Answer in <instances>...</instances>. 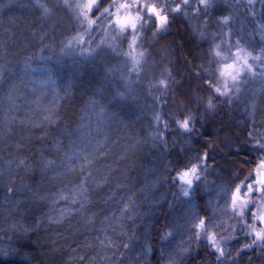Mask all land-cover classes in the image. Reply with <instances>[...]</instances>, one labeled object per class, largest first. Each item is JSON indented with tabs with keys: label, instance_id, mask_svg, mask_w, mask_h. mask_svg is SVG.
<instances>
[{
	"label": "trees",
	"instance_id": "obj_1",
	"mask_svg": "<svg viewBox=\"0 0 264 264\" xmlns=\"http://www.w3.org/2000/svg\"><path fill=\"white\" fill-rule=\"evenodd\" d=\"M225 1L227 2L225 10L229 9L231 11L235 6V8H238L246 16L245 22L247 20L246 23L252 24L250 13H247L251 5L247 3V0H240V3L238 4L235 0ZM105 3H107V0H100V7H103ZM160 3L162 7L169 10L170 15H173L170 12V7L175 3V0H160ZM225 10L221 9L211 15L209 14L210 22L207 25L217 22L216 16L222 15ZM17 13L18 12L16 11L11 13L8 9L3 13L2 19L4 25L3 28L7 27L11 32L14 42H18V45H16L17 47H15L18 54L21 48L20 42H24L25 39L23 37L29 32L31 33L34 31L26 30V28L31 22H33V19H35L36 16L33 12H30V15H26V17H24L26 20L22 22L21 17H19ZM20 13L25 14L24 11H21ZM52 16L58 18L54 23L57 24V27L63 20H69L67 15L64 16L65 18L58 17L60 15H56L55 13ZM194 17L195 21L202 25V20L200 18L197 19L196 16ZM148 19L149 23L141 29L143 30V35L139 38L136 50L133 45L132 47H128L130 44L131 33H126L118 35L116 41L113 42L112 47H109L108 44H102V46L97 48L92 56L89 57L94 66L99 64L105 66V76L103 74L99 76L94 67H90L88 71H85L81 68L74 67L69 61L52 59L47 61H49V66L52 70H56L57 76L54 79V83L57 85L56 94H52V97L49 95H42L38 92H29L28 90L24 92L26 100L31 101L32 99H35L44 105L45 109L43 116L51 113L54 116L60 117L57 124L47 126V130L53 135H58L56 131L58 127L67 126L70 128H76L77 125L83 124L84 133L87 136L90 137L91 134L93 137H99V144L106 149V153L99 157L96 167H100L104 172H107L108 167L111 166V169L113 170L109 177L111 184L106 186L104 190L95 197L93 204L90 205V211L97 214L96 220L98 221L96 222H99L98 224L84 225L81 227L79 216L74 215L65 219L66 223L64 225H52L51 227L46 226L39 229L32 228L33 230L27 233V239L24 241L25 248H30L43 254L47 258V264H65V261L68 260L70 255H76V253L70 251L72 248H76L77 253L84 255L86 259L95 256L98 260L99 254L107 255L113 260V262L110 263L114 264H119L120 262H125L127 264L135 263L138 261L139 256H141L142 259L145 258L148 260V264H163L164 260H157L159 250L164 247L165 243V238L162 239L161 234L165 226L169 224L172 219L181 216L177 206L179 198L175 193L180 189V182L178 179L173 181L172 177L175 176L176 172L184 166L175 163L169 153H162L161 155L154 154L160 157L159 159H155L147 153L142 146L135 143L134 137L139 135L137 125L142 122L139 113L142 111L137 110L134 105L130 104V102L125 103L119 100V97L117 96L113 99L107 98V95L110 93L106 91V87L108 86L107 81L113 75H111L107 69L113 67L114 61L108 62L105 59V56L108 55L115 59L113 52L120 53L118 57L122 59V56H125L123 53L127 51L131 56L135 57V60L142 58L143 56H141L140 53L144 52L145 55L148 54L151 58L157 61V63L163 64L164 66L167 65L166 70L170 68L171 76H175L174 79L169 80L170 83L167 89L156 88V90H153V96L144 93L142 94L141 99L150 102L151 99H155V95H163L165 98H168L167 100L171 103L170 106H167L168 101L166 100L165 106L156 107L157 112H159L163 121L168 123V127H165L162 122H156L154 119L155 123L153 132L159 136L160 133L163 132L164 135L169 134L183 141H186L187 139L191 140L190 143H186L190 145L189 147L193 150L189 153V161H192L194 157L201 155V149H207L208 160L206 161V165L214 166L215 170L212 171L211 168H209V170L205 172V176L202 177L201 181L194 186L192 197H194L196 201V206L198 203L199 206L203 205L200 206V209H203L204 206V209H207V192L210 193L212 185H214L216 181L219 184L222 182L227 183V185L233 189L236 183L243 181L244 186L246 187L248 182L255 178L254 173L253 175H249V173L255 165H253L252 162L254 160L257 161L261 155V153H259L260 150L252 146L254 140H264V78H258V82L254 85V88L245 87L242 91L244 92L249 88L256 91L257 93L254 95L256 99L254 102L253 99H249V95L238 93L234 98V104L232 106L225 103V105H222L212 114L203 112L205 115L198 118V124L194 128L192 134L195 135L194 137L189 134L181 135L172 120V115L175 114L174 107L179 111L178 108H182L184 105V101L181 99L182 89L192 93L194 106L195 99L199 100L202 98L203 93L200 92V87L206 77L201 68L202 58L199 53L204 50L203 48H198L195 55H192V50L185 48V38L183 33L185 31H190V29H188L189 27L185 25L184 22L185 27L183 29L179 28L177 20H181L180 16L174 15L170 24L165 25L162 31L155 35L152 34L155 20L153 18ZM100 21L97 23L100 24ZM223 30L224 26L222 29L211 31L222 34ZM193 31L194 30L191 31V34L193 37L197 38L199 44L200 40L203 39L198 38L197 33ZM55 32H60V30H55ZM238 32H242V30H237V33ZM231 34H235V32L231 31ZM73 35H75V31ZM147 37L152 40L150 41L149 48L145 47V41L148 39ZM161 38L166 39L161 40ZM214 39H220V35H217L215 38L213 37V40ZM45 40L52 41L54 38L46 36ZM108 40L111 41V36L108 37ZM32 43L34 46L35 44L38 46L41 45L40 42ZM5 45L12 48V52L15 51L10 43L9 45ZM113 47L115 48V51H113ZM261 48H264V43L260 45L257 50ZM183 49L187 50L188 53L183 51ZM132 52L134 53L132 54ZM125 57L129 58V56ZM160 69H162L161 66ZM16 72L17 71H15V73ZM184 72L188 73V76L185 78H183ZM4 77L7 78V74H4ZM11 77L14 78V75L12 74ZM11 77L10 79H12ZM157 77L162 78V75H154V79L151 80L149 75L144 74L141 76V79L147 83L156 80ZM115 78L116 77L113 76L111 79ZM14 79L17 81V78ZM2 84L3 82H0V87H2ZM119 87L125 88L122 80L119 82ZM224 107L227 108L225 111L222 110ZM101 108H104L105 110V114L101 115L104 117V120H106L105 122H102L94 115V113L100 111ZM114 109H123V111L117 113ZM20 114L31 120H40L43 117L32 116L26 110ZM224 115L227 119H222ZM235 115L243 116L242 118L245 119L244 126L236 127L234 125V122H232L231 119L232 116L234 117ZM105 117H107L109 121H107ZM121 118L125 121L119 122V119ZM258 118H261L263 123L256 125V122L254 121ZM30 131L32 133V139L30 141H23L25 143V148L22 150L16 149L14 153H11L13 157L20 155H35L37 150L41 149L42 145L45 146V151H47L46 146L49 141L36 140L35 137L40 135V130L31 129L28 125H21L20 128H16L12 131L11 139L16 143L21 140V137L28 136ZM107 137L117 140L116 144H118L119 148L122 147V149L111 151V147L107 145ZM149 161L169 164V167L166 171L159 172L151 167ZM238 161H244L248 165V168L239 171L242 172V175L240 176L235 174L233 170L234 163ZM216 167H220L221 170L225 169L226 172L220 173L216 170ZM184 170H187V168L184 167ZM239 172L236 173L239 174ZM123 176H127L128 178L124 181L128 187L124 189L117 188L116 178L119 177L123 179ZM37 177H39L38 180ZM40 179L41 176L38 171L25 176V181L30 184H35ZM173 182L177 184L176 188L171 187ZM18 183L19 177L17 175V181L15 184ZM65 183H67V181H65ZM161 183L166 186L162 191L169 193L174 190V201H172L173 195L170 194L166 197L168 200L167 204H165L164 201L154 205L147 203L145 199L146 197L150 196L155 199L158 196L156 193L160 188ZM153 184L154 186H151ZM142 188L144 189L143 192L140 191ZM110 193H114V195H111V199L108 200L107 203H104V199ZM133 193H135L134 198L136 201L134 208L145 203V212H143V223L145 227L137 229H131V221L127 219L126 215L121 216L120 213L123 204L128 198L133 197ZM27 195V193H21L20 205L16 206V211H9L10 218L13 219V221H23L22 217H24V215L22 210L27 204L30 205V208L33 207L40 210L39 208L41 204L39 202L25 200V196ZM161 204H164L163 208L160 207ZM74 206L78 207V205ZM200 209L199 211L201 214ZM37 215L40 216L42 214ZM105 216L109 217L108 221L104 220ZM26 217L28 218V216ZM233 219L238 220L239 218L234 217L233 215ZM246 219L248 222H251L250 213L246 216ZM231 222L232 220L230 223ZM21 223L24 224V222ZM69 224L79 230L74 231L73 227H69ZM103 229H106V231ZM225 231L228 235V232L231 231V229ZM220 235L223 234L220 233ZM247 235L244 226L238 225L233 239L221 242L224 247L231 242L230 245L232 248L230 254L238 256L241 262H243L245 256L252 255V257H254L252 264H261V261H257V259L262 256L261 254L264 253V249L259 246H256L255 249L250 251L243 248V245L246 244V238L247 241L249 240V236ZM88 238H90L89 241L93 243V248L85 249L78 247L79 245L85 244ZM108 238H111L113 247L116 250L115 254H109L105 250H98L101 248L99 240H104L105 246H107ZM53 241H55V243H53ZM239 242H241V244H239ZM124 243H127L128 247H124ZM0 246L2 248L9 246L12 248H18L19 241L15 240L14 237L12 241H0ZM195 246H197V251L194 250L193 254L196 258L188 256L187 260H184L182 264H217L216 256L218 254L215 252V249L211 248L210 243L203 234L199 240H196ZM53 249L59 250L53 251ZM227 253L229 252L227 251ZM20 260L21 257L19 256L0 257V264H20ZM101 264H108L107 260L101 262Z\"/></svg>",
	"mask_w": 264,
	"mask_h": 264
},
{
	"label": "clouds",
	"instance_id": "obj_2",
	"mask_svg": "<svg viewBox=\"0 0 264 264\" xmlns=\"http://www.w3.org/2000/svg\"><path fill=\"white\" fill-rule=\"evenodd\" d=\"M206 2L207 0H175V3L170 7V12L173 15H170L169 10L161 6L160 0H107V3H105L103 7H100V0H59V3L51 4V6L48 5V7L53 10H63L69 19L70 26L75 25V35L66 36L64 40L60 41V53L70 57V62L74 67L81 68L85 71H88L90 67H94L99 76L101 74L105 76V66L103 64L94 66L89 59L102 44H108L109 47H112L118 35L131 33L128 47H132V45L136 44L139 40L140 36L143 35L141 29L149 23L148 18H153L155 20V25L152 28L153 35L161 32L165 25H169L174 15L181 16L178 14L196 16L207 25L210 22V18L209 13L206 14ZM40 3H44V0H40ZM92 3L96 4L97 9H99L98 11L88 10V6ZM77 5H84L85 10L82 11ZM85 11H87V15H85ZM42 15L44 16L43 10ZM52 15H54V12ZM50 16L44 17L49 18ZM101 16H103V20L98 24L97 22ZM225 16L228 15H217L216 19L219 24H224V30L222 34H218L215 31L212 32L214 38L220 35V39H214L211 44L206 40H200L198 44L197 38L192 36V30L190 28H188L190 31H185L183 33L185 48L192 50V55H195L198 48H210V56L216 60V65L212 72L209 73V77L203 80V84L200 87V92L203 93L202 98L199 100L195 99V106L192 93L184 91L183 89L181 90V99L184 101V105L182 108H178L179 111H176L175 114L172 115L173 123L181 135L193 134L194 128L199 121L198 114L203 112L212 114L222 105H225V103L232 106L234 104V98L238 93L243 91V86L248 83L250 78H264V53H261L260 49L257 51L250 50L242 45L239 39H235L233 43L230 40L232 35L231 30L227 27L228 24L222 19ZM177 25L180 29L185 27L181 20H177ZM201 35L203 34L201 33ZM109 36H111V41L108 40ZM164 39L166 38H161V40ZM222 43L228 45L229 54L226 55L224 51H222ZM113 51H115L114 47ZM183 51L188 53L187 50L183 49ZM217 52H220L221 55H217ZM123 54L129 56L133 62L131 66L127 68L126 75L121 73L120 76H116L113 69H108V72H112L113 76L116 78L107 81L108 86L106 87V91H114L117 97L126 102H130L131 105H134L135 108L138 109V101L142 98L145 84V81L141 79L140 75L142 68L139 62L135 60V57L131 56L129 52L125 51ZM117 55H120V53H117ZM140 55L144 56L145 53L141 52ZM133 73H135L134 77L132 75ZM167 76H171L170 68L166 70L165 77H157L156 80L147 82V95L153 96V90L156 88L167 89L170 83ZM121 80L125 85L124 91L119 90V82ZM161 81H164V83H161ZM132 84L138 85V93H133V89L130 86ZM117 93H122L123 96H119ZM130 93H133L131 99H127ZM154 98L157 103L162 102L160 95H155ZM154 119L156 122H162L165 127H168V123L163 121L159 112L156 113ZM185 121L187 122V127H183V122ZM150 135L153 138L156 137L155 132L150 133ZM194 136L195 135H192V137ZM159 139L160 141L164 140L163 132L160 133ZM259 145H264V140L255 139L252 146L260 150L259 153H261V155L249 173V175L255 174V178L253 179L255 182L251 185V190L245 191L243 198L239 195H235L234 191L231 192L224 206L227 213L230 215L228 219L223 221L222 227L216 225L210 226L211 222L209 217L200 214L199 219L194 222V225H198L200 220L205 219L208 220V224L205 229L195 227L194 225L192 226L197 233V240H199L203 234L211 244L213 241L208 239L209 232L214 235L217 244H220L221 241L229 237L228 240H231L235 236L238 225L244 226L248 236L251 237L250 243H252L253 239L259 243L260 237L255 235L256 232L264 236V226L257 228V221L254 217L251 218V222H248L243 215L249 203H255L256 208L264 212V194L260 192L261 185H264V150H262ZM172 156L175 158V163L180 158L176 152H173ZM199 157V160L194 157L192 161H185L181 164L186 167L187 170L192 169V166L196 165L195 170L190 172L191 183L187 185L191 191L194 189V186L201 181L202 177L205 176V172H207L209 168H211L212 171L215 170L212 165L205 166L208 160L206 148L201 149V155H199ZM184 167H181L176 172L175 176L172 177L173 181L178 179L180 185L185 183V181L179 179V173L187 171L184 170ZM241 182L236 183L233 190L238 185L245 187ZM171 187L176 188L177 184L173 182ZM247 187L248 186H246V188ZM163 188L164 185L161 183L156 194L159 195ZM252 191L256 192V196H252ZM172 195H175V193H172ZM164 203L167 204L168 200L165 199ZM160 207L163 208L164 204H161ZM256 208H253V212L256 211ZM232 214L239 219H233ZM229 220H232V222L230 223ZM22 228H25V226L19 220L14 222L0 221V241H12L14 237L15 240L19 241L18 248H12L10 246L3 247L7 250L8 254L0 255V257L19 256L21 257L20 264H47V258L43 254L33 249L25 248L24 241L27 239V233L31 230L24 233L21 231ZM227 229H231L227 236L220 235L221 232ZM257 243H252V246L257 245Z\"/></svg>",
	"mask_w": 264,
	"mask_h": 264
},
{
	"label": "snow or ice",
	"instance_id": "obj_3",
	"mask_svg": "<svg viewBox=\"0 0 264 264\" xmlns=\"http://www.w3.org/2000/svg\"><path fill=\"white\" fill-rule=\"evenodd\" d=\"M215 0H207L205 4L206 14L209 13L212 8ZM238 4L240 0H235ZM254 0H247V3L251 5ZM264 3V0H261ZM34 5L43 10L44 16H50L53 14L54 10L49 8L48 5L53 3V0H48V3H40V0H33ZM56 3H59V0H56ZM81 8L82 11L85 10L84 5H77ZM89 11L97 10V6L95 3H92L88 6ZM254 14V13H253ZM85 15H87V11H85ZM226 24H229L231 17L225 16L222 18ZM221 27L224 24H220ZM262 30V38H264V24L260 25ZM43 38V37H42ZM261 53H264V48L260 49ZM217 55H221L220 52H217ZM111 71V70H109ZM4 78V69L0 66V80ZM164 83V81H161ZM14 89H8L7 101L15 106L14 101ZM119 96H123L122 93H117ZM3 101H0V107H2ZM11 111V109H9ZM102 114H105L104 108H101L98 113H96L97 117H100ZM60 120V117L54 116L53 114H49L43 116L40 120H21L19 123L21 125H28L31 129H39L40 135L36 136L35 139L38 141H49L47 147V151H45V146L42 145L41 149H38L35 155H20L17 157H13L12 159L7 160L5 163L7 164L9 169H12L13 166L16 171L22 170L24 176L20 177L19 185L15 184V177H12L10 182L7 184L3 179V167H0V188H4L6 193L11 194V198H15L18 193H27L25 196V200L30 202H39V201H48L52 208H55L56 204L59 201H70V205H78V207H64L59 210L58 215H52V210L50 209L49 213L44 214L42 217H38L35 221V227L37 229L42 227H51L52 225H63L65 219L71 216H79L80 226L90 225L93 221L97 219V214L95 212L90 211V205L93 204V201L97 195L100 194L104 190L106 186L111 184L109 177L112 174L111 166L108 167L107 172H104L102 168L96 167L97 161L100 156L105 155L103 152L99 150L97 147L92 151H89L90 140L88 136L84 133V125H77L76 128H70L67 126L58 127L56 129L58 135H53L50 131L47 130L48 125H55ZM15 119H3L0 118V141H3L6 134L10 135L12 133L13 127L16 125ZM43 125V127H42ZM187 122H183V127H187ZM32 139V133L29 132L28 136L21 137L20 141H17L14 144V147L17 150H22L25 148V143L23 141H30ZM262 150H264V145H259ZM197 160L200 159L199 156L196 157ZM207 166V165H205ZM196 165L192 166V169L183 171L179 173V179L181 181H185L184 184L180 185V196L185 198L191 195V189L187 186L191 183L190 172L194 171ZM39 172L41 179L35 184H30L25 181V176L31 174L33 172ZM128 178L127 176H123V179L117 177L116 187L120 189H124L128 187V185L124 182ZM67 181V183H65ZM255 181L252 180L248 182L247 188L243 186H236L233 190L235 195H239L241 198L244 197V193L247 190H251V185ZM244 184V182H241ZM151 186H154L151 185ZM150 186V187H151ZM141 192L144 189H140ZM260 192L264 194V185H261ZM252 196H256V192L252 191ZM111 195L114 193H110L105 199L104 203H107L108 200L111 199ZM135 193H133V197L128 198V200L123 204L120 209L121 216H127V219H133L135 213L134 205L135 201ZM179 198V197H178ZM155 202V201H154ZM16 205H20V201H15ZM252 206V207H250ZM253 208H256L255 203L247 204L246 211L243 215L246 217L250 213V218L254 217L258 222L256 224L257 228L264 226V212H261V209L256 208V211L253 212ZM195 221L199 219V217L194 218ZM47 221V225L43 223V221ZM105 221L109 220V217H104ZM208 224V220H200L198 225L192 224L195 227H199L201 229H205ZM69 227H73L74 231H78V228H75L73 225L69 224ZM194 229V227H192ZM32 230L30 227L22 228L21 231L27 233ZM106 231V229H103ZM126 235V233H125ZM167 235H171V232H167L165 236L161 238H166ZM256 236L260 237L259 243L253 239L252 243H257V245L264 249V236H261L259 232L255 233ZM192 239H197V233L194 231L191 237ZM230 238V237H229ZM229 238H226L224 241H228ZM99 239V238H97ZM208 239H211L213 242L210 244L211 248L215 249L217 255V260H220L222 257L226 255L230 257V253L226 252V248L223 244H217L215 242V237L212 233H208ZM55 243V241H53ZM252 243H246L243 245V248L252 247ZM99 245L101 248L105 246L104 240H99ZM108 246H113L111 238H108ZM124 247H128L127 243L123 244ZM78 247L90 249L93 248L94 245L92 242H86L83 245H79ZM59 249H53V251H58ZM72 253H76V255H70L68 260L65 261V264H96V257H89L86 259L84 255H80L77 253L76 248H72L70 250ZM181 252H188L189 248H181ZM8 252L6 249L0 247V255H7ZM100 259H107L106 256H101ZM169 264H177L175 260H170Z\"/></svg>",
	"mask_w": 264,
	"mask_h": 264
},
{
	"label": "bare ground",
	"instance_id": "obj_4",
	"mask_svg": "<svg viewBox=\"0 0 264 264\" xmlns=\"http://www.w3.org/2000/svg\"><path fill=\"white\" fill-rule=\"evenodd\" d=\"M20 4H22L23 6H20V5H17V4H11L9 6H6L7 8H5V10L7 11L9 9L11 13H13V11L18 12L17 14H18L19 17H21V21L22 22L26 20V18L24 19V17H26V15H28L30 12H33V14H35L36 18L33 19V22H31L30 25L27 26L26 30H35L34 31L35 32L34 35H32L33 32L30 33L29 31H28L29 32L28 34H29V36L30 35L32 36L31 37L32 39H36V37L38 36L37 34L39 32H41V31H39V29L40 30H47L46 27L43 26V28H41V25H40V23L42 21V17H43L42 9H39L37 7H27V6H30L31 4L26 2V0H23ZM226 6H227V2L225 0H215L212 8L209 11V14L211 15L214 12L225 8ZM251 6H252V8H250L247 11V13H250V16L252 18V24H248V23L238 24V23L233 22V21L230 20V22L228 24V27H230L231 30H243L242 33H240V32L237 33L239 35V37L236 38V39H239L241 44L246 46V47L252 45L254 48H256V47H258V46L263 44L262 35L257 33V32H255L254 30H261L260 25L264 24V3H262L261 0H254V2L251 4ZM21 11H24L25 14H21L20 13ZM231 14L233 16H235L238 13L234 14L233 12H231ZM242 14H243L244 18H246L244 13H242ZM180 15H181L180 16L181 20L182 21L184 20L183 22L185 23V25H187L191 30H196L197 29L200 33L203 34V36L200 35L202 37V39L208 41L209 44H211V39L213 38V37H208L209 31L210 30H219V29L223 28L218 23V21L214 22L211 25H205L203 23V21H201V23H202V25H201V24H199V23H197L195 21V17L194 16H186L184 14H180ZM194 27H195V29H194ZM55 30H60V32L56 33ZM74 31H75V29L73 28L72 25L70 26V22L67 21V20H63L58 27H57V24H53L52 27H49L48 30L46 32H44L43 36L44 37L50 36V37L54 38L55 40H58L59 38L62 39V38H65L66 36L73 35ZM58 33L60 34L61 37L59 36ZM231 37L234 38L233 41L235 42L236 34H232ZM147 38L148 39H146V41H145V47L149 48L150 41H152V40L149 37H147ZM3 47H4L3 54H5V52L7 54H10V52H12V48H9V47L4 46V45H3ZM203 50L204 51H201L199 53L200 57L202 58L201 62L202 63H206L208 65H215L216 64V60H214L210 56V48H203ZM58 51H59L58 48L54 51V54H55L56 57H58V59L66 60V61L70 62V57H67V56L63 55L62 53H59ZM113 54H114L113 56H114L115 59H113L111 56H108V55L105 56V59L108 62L114 61L113 65L116 64V66L112 67L111 69H113V72H115L116 75H121V73L126 75L127 74V68L129 66H131L133 61L130 58L120 59L118 57V55H117V52H113ZM136 61L139 62L140 67L142 68V72L140 74L141 76L144 75V74H147V75L150 76L151 80L154 79V75L160 74V75H162V78L166 76L167 65L164 66L163 64L157 63V61H155L153 58H151L148 54L143 56L142 58L137 59ZM160 66L162 67V69H160ZM107 71H108V69H107ZM109 73L113 74L112 72H109ZM132 75L134 77L135 73H133ZM52 76H53V79L56 78V76H57L56 70H52ZM186 76H188V73L184 72L183 78H185ZM112 77H113V75L111 76V78ZM174 78H175V76H167V79H169V80L174 79ZM130 86L133 89V93H138L139 92L138 85L132 84ZM119 90L120 91H124L125 88L119 87ZM154 90H156V89H154ZM6 92H7V88L0 89V95L5 94ZM52 93H54V92H53V90L50 89L49 92L47 93V95L50 96V94H52ZM133 93H130L127 98L131 99ZM144 93H147V83L146 82L144 84V92L142 94H144ZM245 93L247 95H249V99H251V100L253 99V102H254L256 97H254L249 90H245ZM160 96H161V101H162L160 103H157L155 99H151L150 102H148V101H146L144 99H140L138 101V109L137 110L142 111L144 113H142V112L139 113V117H140V119H142V122L137 125V130L139 131V135H137V137H134V139H135L134 142L137 143L139 146H142L147 151V153H149L155 159H159L160 157H158V156H156L154 154L161 155L162 153H164V154L165 153H169V154H171V157L175 161V158L172 156V153L176 152L180 156V158L176 161V163L183 164L185 161L186 162L189 161V158H190L189 153H191L193 151L191 149V147H189L190 145L186 144V143H190L191 140L183 141L181 139L175 138V136H171L169 134H165L164 135V140L160 141L159 135L156 134L155 138H153L150 135V133H152L154 131V123H155L154 122V118L156 116L155 113L157 112L156 107L157 106L158 107L165 106V101L168 99V98H165V96H163V95H160ZM107 98L108 99H113V98H116V95L114 93L110 92L109 95H107ZM118 99L123 101V102H125V103H128V102L122 100L121 98H118ZM21 101H22V99H21ZM23 101L25 102L24 109L29 114H31L32 116H35V117L44 115L45 107L40 101L35 100V99L34 100L32 99L31 103H30V100H26L25 99ZM170 104H171L170 101H168L167 102V106H170ZM226 109L227 108L224 107L222 110L225 111ZM114 110L117 113H121L123 111V109H114ZM176 111H177V108L174 107V112H176ZM98 112L99 111H97L96 113H98ZM96 113H94V115L97 117ZM203 115H205V114L204 113H200L198 115V118H200ZM16 117L20 118V114L18 113ZM242 117L243 116H240V115H235L234 117L232 116L231 120H232V122H234V125L236 127L244 126L245 119L242 118ZM97 118L99 120H101L102 122L106 121V120H104V117H102V116L97 117ZM105 119H107V117H105ZM222 119H227V117L224 115ZM107 121H109V119H107ZM120 121H125V120L121 118V119H119V122ZM254 122H256V125L263 123L261 121V118H258ZM20 127H21V124L20 123H16V125L13 127L12 131H14L16 128L18 129ZM107 138H108L107 145H109V147H111V151H114V150H117V149H122V147L119 148L118 144H116L117 140H113L110 137H107ZM198 138H199V136H198ZM88 139L90 140L89 151H92L93 149H96L98 147L101 152L106 153V149L101 144H99V137H97V136L93 137L90 134V137L88 136ZM14 144H15V142L11 138H9V141H7L5 143H1V145L6 146V147H3V151L1 152V154L6 155L8 153H14L16 151V148L14 147ZM256 162L257 161L254 160L252 162V164L254 165ZM149 164L151 165V167L153 169H155V170H157L159 172H164L169 167V164H161V163H157L155 161H149ZM246 168H248V165L244 161L235 162L234 166H233L234 173L239 175V176L242 175V172H239V171H242V170H244ZM216 170L219 171L220 173L226 172L225 169L221 170L220 167H216ZM12 171L14 173V176L18 175L19 183H20V177L24 176V173L22 172V170L16 171L15 168H14V169H12ZM236 172H239V174L236 173ZM28 175H30V174H28ZM227 176H229V175H227ZM38 179H39V177H37V180ZM19 183L16 184V185H19ZM216 184H218L217 181H216V183L214 185H212L210 193L207 192L208 193V195L206 196L207 209H204L205 206H204L203 209H200L201 208L200 206H203V205L199 206V204L197 203V206H196V201H195V199H193L195 209L198 212V217L200 215V211H199V209H200L201 210V214L207 215L209 217V220L212 222V225H213V222H214L213 218H214L215 212L213 211V204H211L210 199L213 196L212 192H213V189L216 187ZM164 187L166 188L165 185H164ZM172 193H174V190H172L169 193L166 192V191H161V193L155 199H153L150 196L146 197L145 199H146L147 203H150V204L154 205V204L163 202L166 199V197L168 195L172 194ZM175 193H176V196L179 197V203L177 204V206L179 208V212L182 214L184 212V208H186V204L183 203V197L182 196L180 197V194H179L180 193V189H178ZM17 196L20 197L21 193H18ZM9 197H11V194H9ZM172 201H174V195H173V200ZM6 203H8V200H7ZM39 203L41 204V206L39 208L40 210H37V209H35L33 207L30 208L29 204H27V205H25L23 207L22 211H23L24 217H22L23 221H21V222H24V226L25 227H30L31 229L32 228H36L35 227L36 219L38 217H42L46 213H49L52 205L48 201H39ZM144 204L145 203H143V205H138V206H136L134 208L136 214L134 215V218L130 220L131 221V223H130V228L131 229L132 228L137 229V228H140V227H145L144 223H143V221H144L143 212H145V210H144L145 209V205ZM67 205H70V203H67ZM70 206L71 207H77V206H74V205H70ZM56 212L57 211L52 209V215L57 214ZM37 214H39V215L42 214V215L38 216ZM0 216L4 217V215H2V214H0ZM26 216H28V218ZM67 218H69V217H67ZM96 221H98V220L93 221L90 225L98 224L99 222H96ZM43 223L45 225H47V221L46 220L43 221ZM65 223L66 222H64V224ZM177 224H178V221L175 220V219H172L170 221V223L167 224L165 226V228L163 229V232H162L161 236H165V234L167 232H171V235H167L166 236L164 247L159 250V255L157 257V260H159V259L166 260L168 258L167 253H168L169 247L171 246V243H172V240H170V237L172 236V239H173V233L175 231H176V233H177V231H182L181 227H179ZM216 226L222 227L223 223L220 222V223L216 224ZM221 233L224 236H227V232L226 231H223ZM89 239L90 238H88L86 242H88ZM192 240L193 241L191 243L190 240L188 239L187 242H185L183 246L179 247V248H185L187 243H191V248H190V246L187 247V248H189V251L185 255L181 254V256H179V257L174 259V260L179 261V264H182L184 262V260L186 261L188 256L196 258V256L193 254L194 250L197 249V246H195V240L196 239H192ZM230 243L226 244V246H225L226 252L228 251L229 253H230L231 248H232ZM246 243H248L247 240H246ZM239 244H241V242H239ZM98 250H105L109 254H115L116 253V250L114 249V247L113 246L109 247L108 245L104 246L103 248H99ZM261 255L262 256H260L257 259V261L259 260V261H261V264H264V253H262ZM101 256H106L107 259L102 260V259H100ZM253 258L254 257H252V255L245 256V258L243 259L242 264H252ZM105 260H107L108 264H114V263H110V262H113V260H111V257H109L107 255H104V254H102V255L99 254L98 260L96 259V264H101V262H104ZM216 262H217V264H222V261H220L218 263L217 256H216ZM119 264H127V263H125V262L121 263L120 262ZM131 264H148V260H146L145 258L142 259L141 256H139L138 257V261L135 262V263H131ZM254 264H256V263H254Z\"/></svg>",
	"mask_w": 264,
	"mask_h": 264
},
{
	"label": "rangeland",
	"instance_id": "obj_5",
	"mask_svg": "<svg viewBox=\"0 0 264 264\" xmlns=\"http://www.w3.org/2000/svg\"><path fill=\"white\" fill-rule=\"evenodd\" d=\"M22 1L23 0H0V27H1L0 29V66L3 67L4 74H7L8 76L7 78L4 77L3 80H0V82H3L2 87H0V89L7 88V92L3 95H0V101H3L2 107H0V118L6 119V120L15 119L17 123H19V121L21 120H25V121L29 120L26 118V116H22L20 114L25 111L24 109L25 102L23 101L25 100V97H24L25 91L28 90L29 92H38L42 95H47V93L51 89L54 92L52 94H56L55 92H57V85L54 83V79L52 76V68L49 66V61L47 60L58 59V57L55 56L54 51L57 48L59 49L61 47L60 41L65 39V38H62V39L59 38L58 40L54 39L52 41L45 40V37L43 36L44 32H46L49 27H52V25L55 23V21H57L58 18L52 15L49 18H45L43 16L40 25H41V28H43L44 26L47 28V30L39 29V31L41 32L37 34L38 36L36 37V39H32L31 35L29 36V34H26L23 37L25 38L24 42H20L21 48H20V52L18 53L19 54L18 56L17 49L15 48L17 47L16 45H18V42H14L13 37L11 36V32L7 27L3 28L4 25H3L2 15L3 13L6 12L5 10V8H7L6 6H9L11 4H17V5L23 6L22 4H20ZM26 2L31 4L30 6H27V7H36L33 3V0H26ZM44 2L48 3V0H44ZM55 3H56V0H53L52 4H55ZM49 6H51V4H49ZM225 8H223V10H225ZM250 8H252V6ZM98 10L99 9H97V11ZM231 12H233L234 14L235 12H237L238 14L233 16ZM54 13L56 15L57 14L60 15L58 17H61V18H65L64 16L66 15L63 10L58 11L54 9ZM222 15H229L231 17V21L236 22L238 24H245L247 22V20L245 22V18L242 12L238 8H235V6L233 7V9H231V11L229 9L223 11ZM100 20H103V16H101L98 21ZM72 26L75 29V25H72ZM34 31H32L33 33L31 32L32 35L35 34ZM231 31L235 32L236 34L235 39L239 37V35L237 34V30H231ZM254 31L262 35V30H254ZM193 32L197 33L198 38H202L201 36L203 35H201V33L197 29L194 30ZM209 36H213L211 30L208 33V37ZM230 40L234 43L233 41L234 38L230 37ZM138 41L136 42V44L133 45L135 47V50H136V45L138 44ZM212 41H213V38L211 39V42ZM32 42H36V43L40 42L41 45L38 46L37 44H35L34 46ZM9 43L11 46H13V50L15 51L10 52V54H7L6 52L5 54H3V49H4L3 45L6 46L5 44L9 45ZM263 43H264V38H263ZM222 45H223L222 51H224L226 55L229 54L228 45H225L223 43ZM258 47L254 48L252 45H250L247 48L253 51H257ZM58 52L60 53V51ZM133 53L134 52H132V54ZM122 59H127V57L122 56ZM215 65H208L206 63L201 64V68L205 74L206 79L209 77V73L212 72ZM115 66L116 64L113 65V67ZM15 71L17 72L15 73ZM12 74L14 75V78H17V81H15V79L11 77ZM10 77L12 79H10ZM257 82H258V78H250L248 83L243 86V89H245V87L254 88L255 87L254 85ZM13 85L15 86V89H14L15 106L14 107L12 104H10L7 101L8 89L12 88ZM250 88L248 90L254 96L257 92ZM52 94H50V96H52ZM239 94L247 95L245 91ZM9 109H11V111H9ZM18 113L20 114V118L16 117ZM9 138H11V134L10 135L6 134L3 141H0V167H3L4 169L3 179L6 184L10 182L12 177L16 178L15 183L17 181V175L14 176V173L12 171V169H14V166L12 169H9L7 164L5 163L7 160L13 158V156L11 155V153H8L6 155L1 154V152L3 151V147H6L4 145H1V143H5L9 141ZM231 192H232L231 187L227 185V183H224V182H222L221 184L218 183L217 186L213 189V192H212L213 196L210 199L211 204H213V211L215 212L214 218H213L214 219L213 225H216L220 222L223 223L225 219L229 218L230 214L227 213V210L224 208V206L226 205ZM191 195H192V191H191ZM191 195L187 198L183 197V203L186 204V208H184V212L181 214L179 218L177 217L175 218V220L178 221L177 225L181 227L182 231H177V233L175 231L173 233V239H172V236L170 237V240H172V243L167 253L168 258L164 260V264H169L170 260H174L175 258L181 256V254L185 255L187 252H181L180 251L181 248L179 247L183 246L184 243L187 242L188 239L190 240L191 243L193 241L191 237L195 229L192 228V224H194L195 222L194 218L198 217V212L195 209L194 202H193ZM8 197H9V194L6 193V190L4 188H0V214L4 215V217L0 216V221L14 222L13 219L10 218L9 211L11 210L16 211L17 205L15 201L16 199L20 201L21 198L18 196L15 197L16 199L15 198L13 199L11 197L8 198ZM7 200H8V203H6ZM23 201H24V198H23ZM67 203H70V201H59L56 204L55 208L51 207V210L54 209L55 211H57L56 212L57 214L55 215H58V212L60 209L70 206V205H67ZM230 221L231 220H229V222ZM210 226H212V222L210 223ZM250 242H251V237H249V240H248V243ZM191 243H187L186 247L190 246L191 248ZM256 246L258 245H253L251 248H246V249L250 251L252 249H255ZM175 261L177 262V264H179V261L177 260ZM220 261H222V264H242L241 261L239 262L231 254H230V257L227 255L225 257H222L220 260H218V263Z\"/></svg>",
	"mask_w": 264,
	"mask_h": 264
}]
</instances>
